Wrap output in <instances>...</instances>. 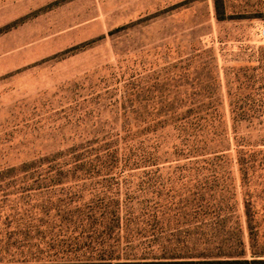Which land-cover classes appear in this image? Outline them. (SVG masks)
<instances>
[{
  "label": "rangeland",
  "instance_id": "374dc122",
  "mask_svg": "<svg viewBox=\"0 0 264 264\" xmlns=\"http://www.w3.org/2000/svg\"><path fill=\"white\" fill-rule=\"evenodd\" d=\"M226 4L229 12L246 18L217 22L212 0H0V257L17 259L37 250L19 243L21 221L46 217L39 206L56 204L61 189L80 191L81 201H89L95 190L119 192L123 219L117 249L124 257L159 255L172 248L174 238L151 237L146 221L155 206L162 211L164 205L193 203L209 174L118 169L106 176L112 183L101 185L95 182L104 175L58 174L65 170L52 167L53 156L65 154L74 142L118 135L123 91L139 77L147 84L154 78L172 79L167 85L171 91L196 89L191 83L199 70L194 60L209 62L210 55L189 63L186 84L178 79L184 66L180 61L205 50L214 57L221 111L229 125L223 69L256 64L257 49L264 47L258 35L264 27V0ZM235 79L231 74L230 87L246 94L258 85ZM255 104L264 108V99ZM246 123L253 125L248 130L252 139L264 140V114ZM30 162L34 166L21 168ZM58 177L64 185H54ZM87 177L85 184L75 182ZM226 177L236 180L237 173L217 176L225 188ZM234 189L241 216L237 180ZM144 206L148 212L141 210ZM161 213L157 219L166 226L173 213Z\"/></svg>",
  "mask_w": 264,
  "mask_h": 264
},
{
  "label": "trees",
  "instance_id": "16d2710c",
  "mask_svg": "<svg viewBox=\"0 0 264 264\" xmlns=\"http://www.w3.org/2000/svg\"><path fill=\"white\" fill-rule=\"evenodd\" d=\"M212 6L217 22L246 18L243 13L229 12L226 0H212ZM204 53L210 55L209 62L194 60L199 70L191 83L196 89L171 91L167 85L172 79L154 78L147 84L143 78H135L123 91L118 135L74 142L65 154L56 152L53 156L52 167L65 170L58 174L104 175L95 182L101 185L112 183L114 179L106 176L118 169L168 168L209 174L211 179L200 182L193 203L164 205L162 211L156 210L161 206L153 207L152 219L146 221L150 236L174 238L172 248L159 255L124 257L117 249L123 219L119 192L95 190L90 192L89 201H81L84 194L80 191L66 193L61 189L56 204L39 206L40 214L46 217L21 221L25 224L19 243L37 250L17 259L0 257V264H264V140L252 139L248 130L253 125L246 123L264 114L262 104H255L264 99V47L257 49L255 65L223 69L229 125L221 111L220 79L211 63V50L180 61L184 66L178 79L186 84L189 63ZM231 74L241 85L242 77L251 86L258 85L249 94L242 88L234 90ZM248 100L255 102L248 104ZM32 166V162L23 163L21 168ZM234 170L241 216L235 178L226 177L228 189L217 178ZM89 179L75 182L85 184ZM54 181L56 186L64 185L61 177ZM143 209L148 212L147 206ZM157 211L172 212V221L162 226ZM189 238L193 240L189 242Z\"/></svg>",
  "mask_w": 264,
  "mask_h": 264
},
{
  "label": "built area",
  "instance_id": "2783aa9c",
  "mask_svg": "<svg viewBox=\"0 0 264 264\" xmlns=\"http://www.w3.org/2000/svg\"><path fill=\"white\" fill-rule=\"evenodd\" d=\"M258 35L261 37V38H264V27L260 28L258 30Z\"/></svg>",
  "mask_w": 264,
  "mask_h": 264
}]
</instances>
